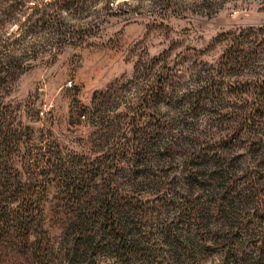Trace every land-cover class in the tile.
Returning a JSON list of instances; mask_svg holds the SVG:
<instances>
[{
	"label": "rangeland",
	"instance_id": "374dc122",
	"mask_svg": "<svg viewBox=\"0 0 264 264\" xmlns=\"http://www.w3.org/2000/svg\"><path fill=\"white\" fill-rule=\"evenodd\" d=\"M263 90L264 0H0V264H264Z\"/></svg>",
	"mask_w": 264,
	"mask_h": 264
},
{
	"label": "trees",
	"instance_id": "16d2710c",
	"mask_svg": "<svg viewBox=\"0 0 264 264\" xmlns=\"http://www.w3.org/2000/svg\"><path fill=\"white\" fill-rule=\"evenodd\" d=\"M262 86V83L257 85L258 90L261 89ZM262 95L264 96V90ZM111 196L112 197H110L109 199L106 198V200L108 201H103L101 203L102 210L105 212L90 217L91 219L87 222L84 221L82 225H88V222L95 220V222H98V232L103 236L109 237L110 242L112 241L116 245V247L118 246L121 250L132 248L134 246L132 239L128 237L126 231L121 229L120 221L117 218L116 213L119 210L118 201L116 200L115 195ZM235 254L236 253H234V255Z\"/></svg>",
	"mask_w": 264,
	"mask_h": 264
}]
</instances>
